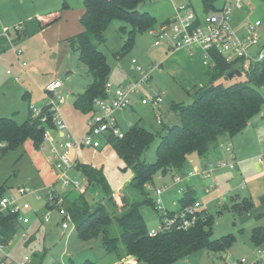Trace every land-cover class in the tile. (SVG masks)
<instances>
[{"label": "rangeland", "instance_id": "rangeland-1", "mask_svg": "<svg viewBox=\"0 0 264 264\" xmlns=\"http://www.w3.org/2000/svg\"><path fill=\"white\" fill-rule=\"evenodd\" d=\"M62 1L13 0L10 8L14 11L13 15H9L6 19L11 37L13 38L15 34L17 36L16 29L20 30L21 25L24 26L35 17L53 11H58L59 19L52 24L61 20L64 22V19H67L69 31L79 32L82 29L79 22L81 15L78 16L75 11L64 15L63 6L52 10L53 5ZM73 1L76 2V0ZM79 1L81 5V0ZM223 2L224 0H215L214 5L219 9ZM181 4L189 5L199 18L205 15L201 0H144L139 3L137 10L153 16L157 21L156 28L164 21L170 20L174 15L175 7ZM241 4V8L233 13L234 24L241 27L243 24L258 20L260 22L257 30L258 44H263L264 0H241ZM123 25L126 30L129 29L126 23L112 21L105 32V42L100 44L98 49L105 55L111 68L108 81L113 84L120 81L125 84L140 79V73L133 68L132 59H135L136 65L146 71H150V67L155 66L150 72L149 80L139 85L138 93L146 99L160 96L162 101L156 106L143 105L140 103L139 96L134 97L132 109L128 107L115 113L122 131L138 124L154 134V138L140 157L145 162L152 163L156 159L158 134L162 131L163 125L170 126L179 122L171 109L172 104H191L197 89L206 85L208 81L204 74V67L200 66V59L191 60L183 55L182 58L171 60L174 63L173 66L160 69V63L165 61L171 51L165 39L159 38V44L154 45L156 38L148 31L136 33L132 46L122 50L126 34L122 33L119 27ZM18 40L19 38L15 41L13 51L9 50L5 55H0V116L13 118L18 124L23 123L29 119L30 105L40 107L49 99L50 96L43 91L44 85L57 79L61 81L62 88L56 96L63 98V102L58 105L59 113L64 119L66 118L72 129H81L84 124L87 125L89 116L82 113L75 105V99L84 92L91 77L86 65L79 61L78 51L64 42L54 47L45 46L41 38L32 33L22 35V41ZM17 50L22 52L21 55L17 54L18 58L15 55ZM255 50V46L250 47L248 52L251 54ZM22 62H25L24 67H20ZM165 63L167 64V61ZM196 67L201 68L197 71ZM238 79L245 81V73H242L240 77L222 79V83L229 85ZM68 89L72 93L71 97L67 92ZM259 90L264 97V89ZM25 93L29 96H25ZM262 114L264 115V104L260 115L251 120L255 133L252 136L248 134V139H244L246 133L235 135L231 140L222 138L219 140L217 149H210L203 158L194 154L189 155L181 171L174 172V175L157 174L153 183L146 187L153 202H156L158 198L155 195V189L163 188V193L159 197L162 208L173 212L179 209V199L185 188L190 187L193 190V196L203 204L204 210L213 218L211 238L220 239L229 235L232 237L230 245L223 252L211 253L200 250L172 264H229L241 258L250 263L256 260L258 249L262 250L264 261V244L256 246L251 240L252 229L264 225V215L259 220L256 219L264 196L263 187L258 179L251 180L254 181L250 199L252 207L249 211H238L234 208V198L236 195L243 197L246 187L250 189L251 182L247 185L248 180H244L236 169L231 170L228 166L217 167L222 164H233V159L230 157L233 151L238 157V154H244L241 150L247 151L248 145L250 148L258 145V143L255 144V140L257 137L262 138L264 131L256 127L255 122L261 121L259 118ZM156 115L160 116L162 124L157 123ZM46 155V151L34 149L31 142L27 140L17 149L7 151L0 159V185L5 186V194H14L18 188H24L28 192L22 201L27 202L29 208L21 211V215L27 217L28 222L21 225L13 240L5 246L10 258L19 262L27 255L31 258L32 264H114L117 261V255L106 253L99 238L80 241L74 229L65 230L61 227L62 218L56 208L46 206L50 185L57 192L64 190L60 182L55 181L54 174L50 172L51 165L46 160ZM80 156L82 158L79 160L84 163L102 168L114 191L118 185L122 184L119 192H124L126 196L136 200L140 199V196L129 187L131 171L124 169L123 161L109 145L103 144L100 149L95 150L83 148ZM194 169L199 172H208L209 176L202 179L200 175H195L187 180V175ZM70 176L81 183L85 182L75 170L71 171ZM174 178H181L183 181L175 182ZM180 188L182 192H178ZM66 190L71 191L68 195L69 200L78 195L70 185ZM84 196L86 200L93 202L102 198L103 194L99 187H89ZM140 211L148 230L158 226L160 211L154 210L151 205L141 206ZM46 216L48 219H45ZM119 234L120 228L114 224L111 235L119 236ZM6 264L14 263L7 260ZM134 264L147 263L139 261Z\"/></svg>", "mask_w": 264, "mask_h": 264}, {"label": "trees", "instance_id": "trees-1", "mask_svg": "<svg viewBox=\"0 0 264 264\" xmlns=\"http://www.w3.org/2000/svg\"><path fill=\"white\" fill-rule=\"evenodd\" d=\"M142 1L144 0H82L83 13L79 18L82 31L67 39L70 46L78 51L79 61L86 65L91 77L84 92L75 99V105L82 113L90 116L94 112V98L106 96L104 85L111 68L98 46L105 42V32L112 21L118 20L129 26L127 30L124 25L119 27L126 34L122 50L132 46L136 33L149 31L157 25L153 16L137 10ZM201 2L205 14L217 9L215 0ZM57 12L46 13L37 19L39 26L46 27L56 22L59 19ZM261 47H264V43ZM209 55V63L203 68L207 84L197 89L191 104H172L171 109L179 122L170 126L163 125L158 134L159 143L154 162L147 163L140 158L154 134L138 124L123 131L122 137L103 138L101 145L95 148L100 149L103 144H107L114 150L123 161L124 169L131 171L129 187L140 199L126 196L124 192L115 193L102 168L81 160L74 164V170L85 180V192L89 187H99L103 194L97 201L89 202L85 199V192H77L78 195L69 200L71 191H62L64 207L74 224L76 237L80 241L99 238L106 253L117 255L115 264H134L139 261L147 264H172L200 250L223 252L232 241L230 235L220 239L211 238L213 218L209 214L204 219H198L188 229L173 226L150 236L140 211L143 205H151L156 210L146 191L155 175H174V172L181 171L188 155H206L218 144L219 139L232 138L242 132L249 121L262 110L264 97L259 89H264V57L245 71L242 69V59L226 62L216 50H211ZM236 68L245 73V81L238 79L224 85L222 79H227V74ZM41 115H45V121L34 117L29 107V119L21 124L13 118L0 116V143L5 144L0 159L7 151L17 149L27 140L34 149L40 150L44 131L54 127L53 111L49 110V106H42ZM3 194L5 186L2 184L0 195ZM195 200L193 190L187 188L179 199V208ZM46 206L54 208L48 200ZM251 207L252 203L248 199L234 203V208L238 211H249ZM114 224L120 228L119 236L111 235ZM20 227L16 214L0 213V242L9 244ZM251 240L256 246L264 243L263 226L252 229Z\"/></svg>", "mask_w": 264, "mask_h": 264}, {"label": "built area", "instance_id": "built-area-1", "mask_svg": "<svg viewBox=\"0 0 264 264\" xmlns=\"http://www.w3.org/2000/svg\"><path fill=\"white\" fill-rule=\"evenodd\" d=\"M241 0H224L221 7L215 11L205 14L199 18L189 5L181 4L175 7L173 17L166 23L150 29L148 32L155 36L154 45L159 44V38L167 41V47L170 51L183 48L192 51L195 48L202 50L204 55V66L208 65L210 60L209 52L216 50L221 54L226 62H233L236 59H242V69L248 71L251 65L264 57V47L258 44L259 37L257 30L260 22L243 24L241 27L234 24L233 13L241 8ZM256 47L253 53H249L250 47ZM19 53V51H18ZM133 68L140 73V79L135 82L113 84L106 81L104 85L105 97H97L93 100L94 112L88 117L87 129L80 137L76 138L70 131L66 121L58 111V105L63 102L62 97H57L59 89L62 87L60 80H54L46 84L43 91L50 97L43 105L49 106L53 111V128L44 131L40 144V151H46V160L51 165L50 172L54 174L55 181H59L61 188L66 190L70 185L78 193L86 190V183L71 178L70 173L74 170V164L81 159L80 151L83 148H98L101 140L107 136L122 137L123 131L116 122L115 113L123 111L130 107L134 97L139 96L140 103L143 105H158L162 98L154 96L150 99L143 98L138 93L139 85L145 84L150 78V72L155 67H150V71L144 70L136 65L135 59H132ZM25 66V62L21 63ZM237 69V68H236ZM54 98L56 99L54 101ZM42 105V106H43ZM42 106L30 109L34 117H39L45 121V115H41ZM157 123H161L159 115H156ZM5 147L0 143V154ZM228 166L233 168V164H222L217 167ZM200 175L208 177V172H199L197 169L189 172L187 177ZM175 182H182L181 178H174ZM49 188V187H48ZM182 188L178 192H182ZM155 195L158 197L154 205L156 210L160 211L159 224L156 228L148 230L150 236L167 230L173 226L179 229H188L192 227L198 219H204L208 214L203 204L195 200L191 204L179 208L176 212L170 214L168 210L162 208L159 197L163 193V188L155 189ZM24 188H18L14 194L0 195V213H12L17 215V221L20 225L28 222L27 217L21 215V211L27 210L29 205L23 202L22 198L27 194ZM47 200L56 208L61 216V227L63 229H74V224L69 213L64 207V196L57 192L53 186L47 192ZM48 219V216L45 217ZM5 244L0 242V264H6L7 260L14 264H32L29 256L25 255L19 262H15L9 256L5 249ZM229 264H264L262 260V250L258 249L257 258L252 262H247L244 258L237 259Z\"/></svg>", "mask_w": 264, "mask_h": 264}, {"label": "crops", "instance_id": "crops-1", "mask_svg": "<svg viewBox=\"0 0 264 264\" xmlns=\"http://www.w3.org/2000/svg\"><path fill=\"white\" fill-rule=\"evenodd\" d=\"M12 1L13 0H0V55H5V53H7L9 50L13 51L14 50L13 46H15V44H16L15 41L18 38H19L20 41H22L24 39V38H22V40H21V36L22 35L26 36V34L28 35L30 33L36 34V35H38L41 38V40L43 41V44L45 46L54 47L58 43H61V42L68 43L67 42L68 38H70L71 36H74L75 34H77V33L82 31V29H81L77 33L70 32L69 29H68V25L69 24H68L67 19H64V22H61L62 21L61 20L60 22L58 21L55 24H51V25H48L46 27H40L38 22H37V19L41 18V16L39 15V16L35 17L33 19V21L30 20V22H26L24 24V26L21 25L20 30H19V28H17L16 29L17 36H15L16 35L15 34L14 37L12 38L11 37V33L8 30V24L6 23V21L8 22V20H6L7 17L9 15H11V14L13 15V12H14L13 10L12 11L10 10V8L12 7ZM23 1L24 0H21V2H23ZM79 2H80L79 0L78 1L76 0V2H74L73 0H63L61 3H56L51 8H53L52 10H54V9H59V8H61V6H63L64 15L70 13L71 11H75V13H77V15L80 16L83 13V6H82V0H81V3H80L81 5H79ZM50 6H51V3H50ZM30 23H32V24H30ZM18 51H19V53H18ZM21 53L22 52H20V50L15 51V55L17 56V58L19 56L17 54L21 55ZM183 55L187 56L191 60H193V59H196V60L198 59L199 60L200 59L201 60L200 66L204 67V64H203L204 55H203V52H202L201 49L195 48L192 51H188L186 49L179 48V49L172 50L170 52V54L167 56V58L165 59V61L163 63L162 62L160 63V65H159L160 69H163L164 67L165 68L166 67L169 68V66H173L174 63H172L171 60H173V59L177 60V59H179V57L182 58ZM166 61H167V64L165 63ZM164 64H166V65L164 66ZM20 67H22L21 64H20ZM196 68H197V71H198V68H201V67H196ZM191 69H192V66H191ZM54 80H57V79H54ZM54 80H51V81L47 82L46 84H48V83H50V82H52ZM89 83L90 82H88L87 85ZM121 83L122 82L120 81L117 84H121ZM87 85H86V87H87ZM67 92L69 93V97H71L72 96L71 91L68 89ZM27 96H29V94ZM136 97H138V96H136ZM132 107L133 106L131 105L130 108L132 109ZM260 113L258 115H260ZM263 117H264V115L262 114L260 116V118H259V119H261V121L257 120L255 122L256 127L258 126V128L260 130H262V131H264V123H262V121H264ZM251 120L247 124L246 128L242 132H240V133H238L236 135H239L241 133H246L244 135V139H248L247 138L248 134H249V136H252L253 133H255V132H254V128H253V122H251ZM65 121H66L71 133L74 136H79L80 137L82 134H84V131L87 129V126H85L86 124H84V126L81 129H77V130L75 128L72 129L70 127L68 121L67 120H65ZM116 122H117V120H116ZM117 124H118V122H117ZM252 130H253V132H252ZM223 138L224 139H230V140L232 139V138H228V137H223ZM218 143H219V141H218ZM256 143H258V145L256 147L250 148V146L248 145L246 147L247 151L241 150V151H243L244 154H242V155L238 154L239 155L238 157L236 155V152H234V151L230 154V157L233 159V166L234 167L233 168L228 167V168L231 169V170H233V169L238 170V172L242 175L243 179L244 180H248L247 185H248V183L251 182L250 189H248V186L246 187L247 190L245 191L243 197L240 198V196H238V195L235 196V198H234L235 202H239L242 199H248L251 202V200H250L251 197H252V193L251 192H252V190L254 188L253 187L254 181H251V180L258 179L259 182H260V185L263 187V190H264V133L262 134V138H258V137L256 138L255 144ZM243 146H242V148H243ZM217 147H218V144L215 147L211 148V149H217ZM237 150H238V148H237ZM190 155H192V154H190ZM194 155H196V154H194ZM204 156H202V157L197 156V157L203 158ZM204 178L205 177H203L202 179H204ZM186 179L189 180V178H186ZM121 187H122V184L118 185L116 187V189H115V193H117L118 190ZM187 188H185V189H187ZM60 193H62V192H60ZM258 209H259V211H258V214L256 215V219L257 220H259L262 217V215H264V213H263V211H264V196L262 198V202H261V204H260ZM262 226L264 227V225H262Z\"/></svg>", "mask_w": 264, "mask_h": 264}, {"label": "water", "instance_id": "water-1", "mask_svg": "<svg viewBox=\"0 0 264 264\" xmlns=\"http://www.w3.org/2000/svg\"><path fill=\"white\" fill-rule=\"evenodd\" d=\"M242 75V73L240 72V70L238 69H234L232 71H230L228 74H227V78L228 79H232L234 78V76L236 77H240Z\"/></svg>", "mask_w": 264, "mask_h": 264}]
</instances>
